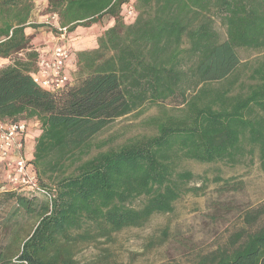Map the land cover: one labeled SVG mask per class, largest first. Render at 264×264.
Returning <instances> with one entry per match:
<instances>
[{
	"label": "trees",
	"instance_id": "obj_1",
	"mask_svg": "<svg viewBox=\"0 0 264 264\" xmlns=\"http://www.w3.org/2000/svg\"><path fill=\"white\" fill-rule=\"evenodd\" d=\"M34 1L0 0V120L39 124L28 167L50 198L35 208L38 196L2 194L36 222L11 232L0 264H76L83 245L170 214L194 179L183 162L256 158L264 173V0H48L68 34L113 21L96 49L75 53L76 70L57 91L32 78L41 53L25 29L43 27L31 20ZM146 106L159 110L144 124L150 135L94 142ZM217 181L222 192L242 187ZM239 219L191 263L264 264V202Z\"/></svg>",
	"mask_w": 264,
	"mask_h": 264
},
{
	"label": "rangeland",
	"instance_id": "obj_2",
	"mask_svg": "<svg viewBox=\"0 0 264 264\" xmlns=\"http://www.w3.org/2000/svg\"><path fill=\"white\" fill-rule=\"evenodd\" d=\"M45 3V0H35V12L31 15L32 22L43 27L28 31L32 32L31 38L41 39L40 47L46 46L45 42L51 37L49 33L55 32ZM53 35L56 44L57 35ZM52 47L49 44L46 48ZM6 64V60H0V67ZM71 72L73 74L74 71ZM158 112L156 107L146 106L137 114L115 120L96 135L94 142L109 140L117 146L131 137L150 135L151 129L144 124ZM39 133V124L30 122L26 134L27 146L24 148L27 159L31 158L34 140ZM96 152L93 149L91 155ZM247 161L236 166L222 162H183L181 168L191 172L194 179L188 184L190 191L174 203L170 214L153 215L143 227L124 229L114 234L109 242L100 240L83 245L75 255L76 264H192L196 253L207 252L222 244L229 230L238 226L242 208L264 202V173L256 158L253 163ZM218 178L233 183L240 181L242 187L238 191L222 192V183L217 181ZM11 191L15 190L5 182V170L0 163V246L7 244L11 232L18 231L24 235L36 222V216L16 209L12 200L2 197L4 192ZM16 193L29 194L25 191ZM32 201L33 206L38 208L43 198L38 196ZM139 204L136 202L134 206ZM164 232L167 238L163 237Z\"/></svg>",
	"mask_w": 264,
	"mask_h": 264
},
{
	"label": "built area",
	"instance_id": "obj_3",
	"mask_svg": "<svg viewBox=\"0 0 264 264\" xmlns=\"http://www.w3.org/2000/svg\"><path fill=\"white\" fill-rule=\"evenodd\" d=\"M125 18H133L134 12L131 6L125 7ZM55 15L51 16L54 22ZM52 23V22H51ZM49 25V23H47ZM57 32V43L37 62V69L32 74L35 83L42 88L57 91L70 82L67 73V62L71 50L66 45L67 28L56 27L51 24ZM27 122H10L0 120V163L5 170V182L15 191H25L28 195L47 196V193L36 185V179L28 167V159L24 152L25 136L28 132ZM47 198H50L47 196Z\"/></svg>",
	"mask_w": 264,
	"mask_h": 264
},
{
	"label": "crops",
	"instance_id": "obj_4",
	"mask_svg": "<svg viewBox=\"0 0 264 264\" xmlns=\"http://www.w3.org/2000/svg\"><path fill=\"white\" fill-rule=\"evenodd\" d=\"M45 1H46V3L44 5V7L48 8V0H45ZM34 12L35 11H32V15H34ZM53 23L56 24V21H54ZM112 24H113L112 19H110V18L108 19V17H104L101 20V23L94 24V25L87 27V28L77 27L76 29H74V31L67 34V40L65 41V43H66V45L68 44L72 49L70 58L67 62V66H66L67 73L69 74V76L72 75L71 71H75L74 68H76L75 67V53L78 51H89V50L96 49L98 36L106 28H108L109 26H112ZM30 30H32V29L31 28L25 29V34L29 37H32V34H31L32 32H28ZM53 34L54 33H52V32L49 33V36H51V37H50V40L45 42L46 44L44 43L46 46L40 47L41 42H39V41H41V39L37 40L36 38H31L30 44L35 50H37L38 52H40L46 56V54L51 50V49L46 48L47 45L52 44L54 46V44H55L54 43L55 38H54ZM25 143H27V135L25 136ZM26 146H27V144H26Z\"/></svg>",
	"mask_w": 264,
	"mask_h": 264
}]
</instances>
